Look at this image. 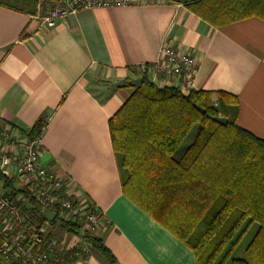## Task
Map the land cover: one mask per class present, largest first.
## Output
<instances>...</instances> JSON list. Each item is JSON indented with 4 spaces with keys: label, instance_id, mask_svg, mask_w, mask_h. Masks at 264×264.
Segmentation results:
<instances>
[{
    "label": "crops",
    "instance_id": "obj_1",
    "mask_svg": "<svg viewBox=\"0 0 264 264\" xmlns=\"http://www.w3.org/2000/svg\"><path fill=\"white\" fill-rule=\"evenodd\" d=\"M52 1L0 0V124L26 134L46 118L40 161L100 211L108 222L103 244L117 264H197L122 194L108 120L131 92L125 82L139 77L136 66L150 64L166 44L195 57L192 91L212 93L214 106L216 93L235 97L237 125L264 140V22L214 27L200 17L199 0H132L40 28L36 4ZM157 85L179 82L158 76ZM69 264L107 263L90 250Z\"/></svg>",
    "mask_w": 264,
    "mask_h": 264
},
{
    "label": "trees",
    "instance_id": "obj_2",
    "mask_svg": "<svg viewBox=\"0 0 264 264\" xmlns=\"http://www.w3.org/2000/svg\"><path fill=\"white\" fill-rule=\"evenodd\" d=\"M199 2L200 17L214 27L249 18L264 22V0ZM139 77V85L125 82L131 92L108 120L122 194L190 249L197 264H264V140L237 125V99L216 93L214 106L210 92L185 95ZM213 117L225 118L226 124ZM45 124L40 117L27 138L40 140ZM194 127L191 143L176 156ZM0 190L11 199L23 196V211L39 227L80 234L77 223L58 218L48 223L41 214L45 206L28 186L17 184L16 176L0 173ZM253 225L242 256L233 258L235 245ZM81 237L107 264H117L101 235ZM73 259L66 255L62 264Z\"/></svg>",
    "mask_w": 264,
    "mask_h": 264
},
{
    "label": "built area",
    "instance_id": "obj_3",
    "mask_svg": "<svg viewBox=\"0 0 264 264\" xmlns=\"http://www.w3.org/2000/svg\"><path fill=\"white\" fill-rule=\"evenodd\" d=\"M132 0H54L42 7L36 4L34 18L39 27L52 29L80 10L122 8ZM39 16V17H38ZM195 57L172 46L162 44L150 64H140L135 71L158 84V76L179 82L181 93L193 89ZM183 93V94H184ZM14 132V133H12ZM39 140L30 141L8 125L0 124V173L12 172L22 186H28L32 197L55 213V219L81 226L79 235L39 227L29 213L23 211L25 200L0 192V264L62 263L66 255L74 259L87 255L90 248L81 237L84 233L102 235L108 222L88 199H80L71 183L56 176L40 161ZM54 219V220H55Z\"/></svg>",
    "mask_w": 264,
    "mask_h": 264
},
{
    "label": "rangeland",
    "instance_id": "obj_4",
    "mask_svg": "<svg viewBox=\"0 0 264 264\" xmlns=\"http://www.w3.org/2000/svg\"><path fill=\"white\" fill-rule=\"evenodd\" d=\"M196 132V128H192L188 136L184 139V141L180 144L178 149L175 152V155L177 156L180 152H182L192 141L194 134ZM256 226H251L245 233L242 234L239 241L234 247V250L232 252V257H241L242 256V250L245 248L247 243L250 241L251 237L253 236L255 232Z\"/></svg>",
    "mask_w": 264,
    "mask_h": 264
},
{
    "label": "water",
    "instance_id": "obj_5",
    "mask_svg": "<svg viewBox=\"0 0 264 264\" xmlns=\"http://www.w3.org/2000/svg\"><path fill=\"white\" fill-rule=\"evenodd\" d=\"M141 82V78L138 77L134 80L131 81V83L133 85H139ZM124 85V82L123 81H119L118 83H115L113 86L114 87H122ZM202 113H204L203 110H201ZM212 121L219 124V125H222L224 126L226 124V119L225 118H222V117H213L212 118ZM41 214L43 216V218L48 222V223H51L54 221L56 215L54 212H52L51 210L47 209V208H42L41 209Z\"/></svg>",
    "mask_w": 264,
    "mask_h": 264
}]
</instances>
